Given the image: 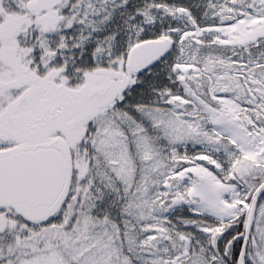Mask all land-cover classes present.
I'll use <instances>...</instances> for the list:
<instances>
[{
    "label": "snow or ice",
    "instance_id": "snow-or-ice-1",
    "mask_svg": "<svg viewBox=\"0 0 264 264\" xmlns=\"http://www.w3.org/2000/svg\"><path fill=\"white\" fill-rule=\"evenodd\" d=\"M0 264H264V0H0Z\"/></svg>",
    "mask_w": 264,
    "mask_h": 264
}]
</instances>
